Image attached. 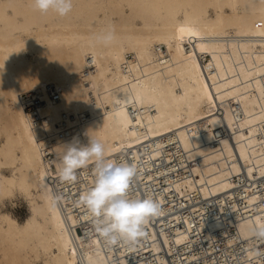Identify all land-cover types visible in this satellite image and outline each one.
<instances>
[{"label": "bare ground", "instance_id": "6f19581e", "mask_svg": "<svg viewBox=\"0 0 264 264\" xmlns=\"http://www.w3.org/2000/svg\"><path fill=\"white\" fill-rule=\"evenodd\" d=\"M109 26L116 40L96 43ZM89 137L156 182L131 194L167 195L163 214L189 193L210 209L191 204L198 224L157 218L137 246H106L78 204L92 163L75 181L57 175L63 145ZM173 159L178 174L161 180ZM16 193L29 214L0 212V264H264L250 232L264 225V0H74L63 18L0 0V202ZM191 231L221 241L219 256L186 252Z\"/></svg>", "mask_w": 264, "mask_h": 264}, {"label": "clouds", "instance_id": "9594fccd", "mask_svg": "<svg viewBox=\"0 0 264 264\" xmlns=\"http://www.w3.org/2000/svg\"><path fill=\"white\" fill-rule=\"evenodd\" d=\"M31 5L41 14L51 12L63 18L72 12L74 0H31ZM94 39L98 44L111 45L116 40L115 28L109 26ZM63 146L57 168L60 181H75L78 170L87 168L90 162L93 165V186L79 195L78 204L87 210L89 223L104 244L133 248L146 239V226L162 215L163 209L151 196L138 198L131 194L132 185L140 174L138 165L124 159H107L104 143L93 137H89L87 144L74 138ZM58 199L52 198L53 206ZM250 232L264 238V225L254 226Z\"/></svg>", "mask_w": 264, "mask_h": 264}, {"label": "built area", "instance_id": "2783aa9c", "mask_svg": "<svg viewBox=\"0 0 264 264\" xmlns=\"http://www.w3.org/2000/svg\"><path fill=\"white\" fill-rule=\"evenodd\" d=\"M53 97L56 98V96H53ZM30 98H31L30 105L34 106V105H37L38 103H40V99L35 98L34 96H31ZM176 163H177V161L175 159L163 162V164L172 165V167L169 168L168 170H164V173L162 175H160L159 178L161 180L166 179V178L170 179L171 176H175L176 174H178L177 171H179L180 168H177V166H173V164H176ZM158 165H162V162L158 163ZM141 180L145 181L147 183L149 182V179L146 180L144 177H138V179L135 180V181L137 183H139ZM149 184L150 185H155L156 182L151 180L149 182ZM163 185H165V184H163ZM140 187L141 186L139 184V188ZM136 189H137V187H136L135 182H134L133 185H132V188H131V193H134V194L137 195L138 192L135 191ZM139 192H140L141 196H144V194H145L144 190H142L140 188ZM159 194L160 193L153 194L152 198H154L156 200H159ZM162 196L164 197V195H162ZM165 197H166V199H168L167 195H165ZM236 197H237V200H239V201L241 200L243 202L241 196L240 197L236 196ZM138 198H143V197H139L138 196ZM173 198L176 199V197H173ZM190 198H192V200H190ZM165 200L163 202L159 201V203L162 205V207H164V204H166ZM187 203L188 204H185L182 207H179L174 202L173 203V207L168 209L166 211V213H164L163 215H160L157 218H163V219H167L168 220L170 215H177L178 218L176 219L175 224H178L179 226L182 227V229H184L185 225H186V222H187V220L185 218L186 215H190V217H192L194 222H195L194 224H198V221L196 220L198 214L195 213V212H194V214H191L190 211L188 212V208L190 207L191 204H193V205H201L200 207H203V209L199 210L200 214L206 213V210L210 209V207H211V206L207 205L206 202H204V198H202V197L197 198V196H195L193 198V195L191 193H189V200H188ZM213 204H214V202H213ZM213 208H215V206H213ZM157 218H155V219H157ZM152 223H154V219H152ZM194 224L191 225L192 228H194ZM202 228L205 229L204 227H202ZM195 234H198V237H200V239L198 241L192 242V244L188 247V249L185 250L186 252H194V253L200 252L201 253L200 256H209V255H213V254H215L217 257L219 256L217 253L220 251V247L222 246V242L221 241H217L214 238L211 242H209L207 239H205L203 237V233L202 232H200V231H198V232L197 231H191L190 232L191 236H193ZM218 238H220V236ZM243 240L244 239L237 240L235 245H233L232 247H227L228 250L229 251L240 252L241 251L240 243ZM262 243H264V241H262ZM209 246L214 247V249H208ZM175 253H176V251H175ZM166 255L168 257V260H170V258H171L170 254H166ZM222 255H225V258L222 259V260L231 261V257L228 256V253H222Z\"/></svg>", "mask_w": 264, "mask_h": 264}, {"label": "rangeland", "instance_id": "374dc122", "mask_svg": "<svg viewBox=\"0 0 264 264\" xmlns=\"http://www.w3.org/2000/svg\"><path fill=\"white\" fill-rule=\"evenodd\" d=\"M5 198H3L0 202V212H7L15 217L18 222H21L29 214L28 203L26 199L24 197L22 198L18 193L14 194V196ZM37 264L43 263L39 261Z\"/></svg>", "mask_w": 264, "mask_h": 264}]
</instances>
